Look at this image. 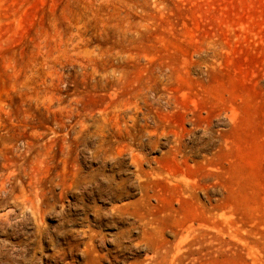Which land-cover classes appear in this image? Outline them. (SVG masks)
Wrapping results in <instances>:
<instances>
[{"label":"rangeland","instance_id":"obj_1","mask_svg":"<svg viewBox=\"0 0 264 264\" xmlns=\"http://www.w3.org/2000/svg\"><path fill=\"white\" fill-rule=\"evenodd\" d=\"M0 264H264V0H0Z\"/></svg>","mask_w":264,"mask_h":264}]
</instances>
